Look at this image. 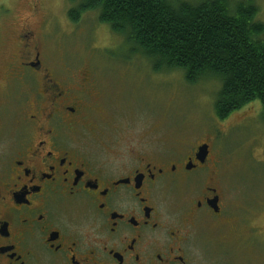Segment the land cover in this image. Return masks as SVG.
Masks as SVG:
<instances>
[{
  "label": "flooded vegetation",
  "instance_id": "obj_1",
  "mask_svg": "<svg viewBox=\"0 0 264 264\" xmlns=\"http://www.w3.org/2000/svg\"><path fill=\"white\" fill-rule=\"evenodd\" d=\"M9 21L16 29L0 34V264H244L243 228L223 209L219 152L197 142L173 157L89 155L77 139L95 133L101 114L91 74L53 70L42 23Z\"/></svg>",
  "mask_w": 264,
  "mask_h": 264
},
{
  "label": "rangeland",
  "instance_id": "obj_2",
  "mask_svg": "<svg viewBox=\"0 0 264 264\" xmlns=\"http://www.w3.org/2000/svg\"><path fill=\"white\" fill-rule=\"evenodd\" d=\"M232 1L252 2L256 19L264 24V0ZM72 6L69 0H0V34L16 29L9 20L29 16L32 25L42 23L46 62L53 70L68 66L72 75L91 74L101 114L95 133L77 139L89 155L118 158L131 150L135 155L173 157L191 144L209 142L212 152H219L212 155L219 158L224 213L228 211L247 239L244 264H264L260 103L251 102L227 119L216 120L211 83L188 84L179 70L153 72L140 54L126 53L121 35L99 22L97 11L86 12L76 24L69 21ZM5 48L0 42V54Z\"/></svg>",
  "mask_w": 264,
  "mask_h": 264
},
{
  "label": "trees",
  "instance_id": "obj_3",
  "mask_svg": "<svg viewBox=\"0 0 264 264\" xmlns=\"http://www.w3.org/2000/svg\"><path fill=\"white\" fill-rule=\"evenodd\" d=\"M69 1L71 21L97 11L126 53L140 54L153 72L179 70L188 84L211 83L216 120L258 101L264 121V24L252 2Z\"/></svg>",
  "mask_w": 264,
  "mask_h": 264
},
{
  "label": "water",
  "instance_id": "obj_4",
  "mask_svg": "<svg viewBox=\"0 0 264 264\" xmlns=\"http://www.w3.org/2000/svg\"><path fill=\"white\" fill-rule=\"evenodd\" d=\"M206 149H207V145H202L200 148H199V153H203V152H206Z\"/></svg>",
  "mask_w": 264,
  "mask_h": 264
}]
</instances>
